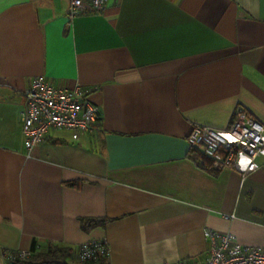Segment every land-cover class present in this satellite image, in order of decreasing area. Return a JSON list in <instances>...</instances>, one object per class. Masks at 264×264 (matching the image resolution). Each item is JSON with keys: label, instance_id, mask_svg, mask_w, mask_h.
I'll use <instances>...</instances> for the list:
<instances>
[{"label": "crops", "instance_id": "obj_1", "mask_svg": "<svg viewBox=\"0 0 264 264\" xmlns=\"http://www.w3.org/2000/svg\"><path fill=\"white\" fill-rule=\"evenodd\" d=\"M68 8L0 0V264L34 243L79 264L90 241L106 243L107 264L203 262L207 229L264 245V170H203L186 141L195 125L225 131L237 106L264 127V0ZM38 76L88 90L95 131L54 130L25 150L19 112ZM82 218L106 222L84 231Z\"/></svg>", "mask_w": 264, "mask_h": 264}, {"label": "built area", "instance_id": "obj_2", "mask_svg": "<svg viewBox=\"0 0 264 264\" xmlns=\"http://www.w3.org/2000/svg\"><path fill=\"white\" fill-rule=\"evenodd\" d=\"M108 0H69L68 15L98 13ZM89 91L74 87L54 86L43 76L35 77L23 93V107L19 112L21 134L25 150L44 142L54 130L69 133L70 140L95 131L101 120L98 106L88 99ZM190 150L198 153L195 165L203 170L220 171L230 168L241 176L258 169L264 170V127L244 108L237 106L225 131H215L195 125L186 138ZM250 161L246 167L241 157ZM262 158L258 163L257 159ZM208 255L203 262L179 261L161 264H264V245L249 247L239 244L233 235L205 230ZM50 248V247H49ZM28 253L2 251V258L12 262ZM108 250L104 241H90L79 245L76 258L79 264H107Z\"/></svg>", "mask_w": 264, "mask_h": 264}, {"label": "trees", "instance_id": "obj_3", "mask_svg": "<svg viewBox=\"0 0 264 264\" xmlns=\"http://www.w3.org/2000/svg\"><path fill=\"white\" fill-rule=\"evenodd\" d=\"M99 126V123L96 125ZM77 182L69 183L68 186L77 187ZM106 220L102 219H79L80 227L84 231H88L95 227H100L105 224ZM72 256V250L63 246H53L45 251L37 252L36 244L28 252V256L17 258L12 261L13 264H67V260ZM90 264V263H87Z\"/></svg>", "mask_w": 264, "mask_h": 264}, {"label": "clouds", "instance_id": "obj_4", "mask_svg": "<svg viewBox=\"0 0 264 264\" xmlns=\"http://www.w3.org/2000/svg\"><path fill=\"white\" fill-rule=\"evenodd\" d=\"M249 163H250V161L247 160V158H245V157H243V156L241 157L240 164H241L242 167H246L247 164H249Z\"/></svg>", "mask_w": 264, "mask_h": 264}]
</instances>
